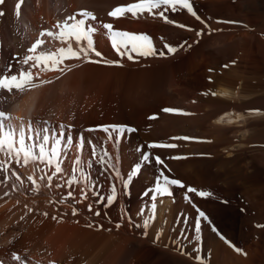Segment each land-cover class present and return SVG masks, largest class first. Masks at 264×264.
<instances>
[{
  "label": "bare ground",
  "instance_id": "obj_1",
  "mask_svg": "<svg viewBox=\"0 0 264 264\" xmlns=\"http://www.w3.org/2000/svg\"><path fill=\"white\" fill-rule=\"evenodd\" d=\"M19 2L0 4V76L9 64L8 75L19 69L17 58L41 31L55 30L57 21L82 11L96 17L88 23L97 28L93 39L104 60L66 61L63 73H41L36 81L49 83L22 93L0 90V110L22 117L25 124L71 125L73 137L72 147L62 155L64 171L51 187L36 171L35 188L27 179L34 165L19 167L0 154L9 164L0 170V264H165L167 258L183 264H264V0H190L201 19L186 10L166 13L174 23L146 13L139 18L108 15L136 0H23L17 15ZM103 23L149 35L158 54L119 57ZM201 30L204 34L197 37ZM165 44L177 51L168 53ZM60 46L44 45L53 50ZM153 115L157 118L149 119ZM12 123L19 125L15 119ZM105 125L137 131L109 140L99 127ZM80 134L83 149L77 147ZM181 136L193 139H172ZM151 143L178 147L149 149ZM139 149L164 159L171 169L165 174L213 195L200 198L174 187L172 197L157 199L155 218L144 227L151 202L143 193L154 187L161 166L144 165L125 188L111 167L98 163L106 151L104 160L126 178L142 163ZM171 156L187 158L167 159ZM77 158L82 161L79 169L96 185L86 189V199L81 198L83 182L71 188L67 184L73 175L80 177L73 171ZM112 184L115 199L97 203L95 191L107 198ZM69 191L74 198L62 201ZM197 210L218 231L201 220L197 234Z\"/></svg>",
  "mask_w": 264,
  "mask_h": 264
},
{
  "label": "snow or ice",
  "instance_id": "obj_2",
  "mask_svg": "<svg viewBox=\"0 0 264 264\" xmlns=\"http://www.w3.org/2000/svg\"><path fill=\"white\" fill-rule=\"evenodd\" d=\"M4 0H0V4H3ZM23 0H20L16 5V14L19 15V9ZM178 10H186L197 20L201 18L194 11L192 3L190 0H136V2L128 3L126 5H121L115 7L108 15L112 18L119 19L124 17L126 14H130L133 18H139L145 13L154 17H159L165 20L167 23H174L168 19L166 13L176 12ZM0 15H3L0 12ZM77 16L82 18L77 19ZM95 21L96 17L88 12L82 11L76 14L69 15L65 17L62 21H57L53 26L55 30L45 29L39 33V37L31 44L30 47L26 49V54L22 58H17V63L20 65L19 69L8 75L7 72H12V65L9 64L7 71L4 75L0 76V90H5L8 93H12L14 90L18 92H24L26 90H31L33 88L39 87L40 84L49 83L50 81H36L39 80L41 73L46 72H60L63 73L65 68H67L66 61L71 60H87V62L100 63L104 60L103 54L96 50L95 42L93 39V33L97 31L96 27H93L88 23V20ZM205 27H208L206 22ZM235 23V22H228ZM181 28H186V25H178ZM102 27L107 30L108 38L111 41V46L116 54L124 58L125 56L129 60H134L136 56L139 57H149L157 55L155 47L152 43V39L149 35L143 33H132L128 31L115 30L113 24L103 23ZM191 30V29H189ZM203 30L197 32V37L203 35ZM44 37L50 38V40H45ZM58 42L60 47L55 48H45L44 45ZM198 42V41H197ZM76 47H73V45ZM168 53H175L177 51L176 47L165 44ZM100 58V60H92L91 56ZM159 55H164V53H159ZM106 63L117 64V61H104ZM24 66H27L26 68ZM216 95V93H212ZM165 112H176L175 109H163ZM155 115L150 116L149 119H156ZM18 120L19 125L12 123L13 120ZM223 119V118H222ZM232 123L231 120L228 121ZM109 140L115 138L116 141L124 137V134L132 133L137 131V129L126 126V125H105L99 126ZM71 125L60 124L58 127H53L49 125L48 121H43L42 124H33L31 120L25 124L22 117H13L9 112L0 110V154L7 157L9 161L14 160L16 165L19 167H24L29 164L35 166V171L33 175L27 177L28 181L32 183L35 188H39L37 179L35 178V172L38 171L40 174L39 180L43 181L47 179L48 186H52L53 179L61 174L64 169L62 168V155L66 156L68 149L73 145V137L71 134ZM86 131H95V129H87ZM67 132V136L65 133ZM172 139L177 140H190L193 139L187 136L173 137ZM85 143V138L83 134L78 136L79 149H83ZM91 144V141H89ZM149 149L156 148H176V144H159L151 143L147 145ZM93 154H96V147L92 145ZM141 151V161L142 163H137L128 173L127 177L121 175V173L115 170V166L109 164L108 161L104 160V157L108 156L105 151L101 156L98 163H104L113 169L114 178L123 182L124 187L127 188L128 184L131 182L132 178L139 174L144 165L154 162L156 165H160L161 168L158 175L155 178L154 187L146 190L143 195L151 202L150 203V215L148 220L144 221V227H147L150 220L155 218L156 212V201L158 198L172 197L173 188H186V193H194L197 197L207 198L213 194L208 191L199 190L195 187L186 186L181 180L170 177V175L165 174V170L169 173L171 169L168 168L164 159H161L158 155H153L151 152H145L143 149ZM184 156H171L167 159H186ZM109 159H111L109 157ZM82 161L77 158L74 161L73 171H79L80 177L77 178L73 175L67 180L69 188L74 184L84 183L85 187L81 188V198L86 199L88 191L86 189H96L94 181H89L86 173L82 169H79V165ZM43 165V167H40ZM9 164L7 161L0 160V170H7ZM49 170L51 174H49ZM13 175L18 181L23 183L21 177L13 172ZM57 187H63V184H57ZM7 195V193L5 194ZM95 195L100 197L97 203L110 204L116 197V185L111 186V195L104 198L100 195L99 191H95ZM73 197V192L69 191L66 197L62 198L67 200ZM187 199H190L186 196ZM81 201H77L79 203ZM88 210L91 211V205L88 206ZM29 211H32L29 209ZM73 215H77V209L73 208ZM46 216L47 213H44ZM95 215L99 216L100 213L97 211ZM197 219L195 222L194 231L199 234L201 231V220L208 222L209 226L212 227L213 231H218L214 226L210 224L208 217L202 211L197 210ZM56 219V217H53ZM91 226V225H89ZM119 227V225H117ZM218 235H220L218 233ZM222 240H225L222 235H220ZM231 246V245H230ZM236 251H240L236 249ZM16 261H20V256H15Z\"/></svg>",
  "mask_w": 264,
  "mask_h": 264
},
{
  "label": "rangeland",
  "instance_id": "obj_3",
  "mask_svg": "<svg viewBox=\"0 0 264 264\" xmlns=\"http://www.w3.org/2000/svg\"><path fill=\"white\" fill-rule=\"evenodd\" d=\"M171 262V263H170ZM177 262V263H176ZM165 264H183V261H176L170 258H167V261L165 262Z\"/></svg>",
  "mask_w": 264,
  "mask_h": 264
}]
</instances>
